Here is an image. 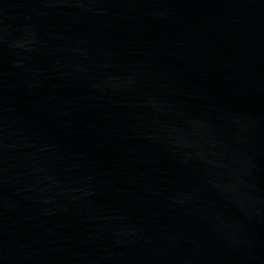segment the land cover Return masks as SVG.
I'll use <instances>...</instances> for the list:
<instances>
[{"label": "water", "instance_id": "water-1", "mask_svg": "<svg viewBox=\"0 0 264 264\" xmlns=\"http://www.w3.org/2000/svg\"><path fill=\"white\" fill-rule=\"evenodd\" d=\"M0 264H264V0H0Z\"/></svg>", "mask_w": 264, "mask_h": 264}]
</instances>
